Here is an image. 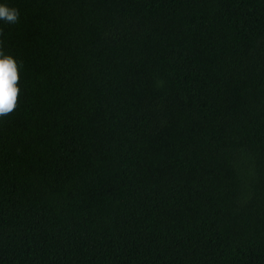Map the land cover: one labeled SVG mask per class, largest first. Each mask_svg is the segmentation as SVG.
I'll list each match as a JSON object with an SVG mask.
<instances>
[{
  "label": "trees",
  "instance_id": "16d2710c",
  "mask_svg": "<svg viewBox=\"0 0 264 264\" xmlns=\"http://www.w3.org/2000/svg\"><path fill=\"white\" fill-rule=\"evenodd\" d=\"M0 3V264H264V0Z\"/></svg>",
  "mask_w": 264,
  "mask_h": 264
},
{
  "label": "clouds",
  "instance_id": "9594fccd",
  "mask_svg": "<svg viewBox=\"0 0 264 264\" xmlns=\"http://www.w3.org/2000/svg\"><path fill=\"white\" fill-rule=\"evenodd\" d=\"M20 12L15 7L0 3V21L15 25L19 22ZM4 35L0 28V37ZM0 39V119L11 115L19 107L20 69L22 62L17 61L11 54H6Z\"/></svg>",
  "mask_w": 264,
  "mask_h": 264
}]
</instances>
